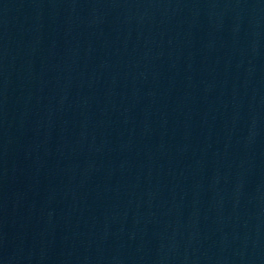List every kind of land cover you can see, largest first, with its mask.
<instances>
[{"label": "water", "instance_id": "1", "mask_svg": "<svg viewBox=\"0 0 264 264\" xmlns=\"http://www.w3.org/2000/svg\"><path fill=\"white\" fill-rule=\"evenodd\" d=\"M0 264H264V0H0Z\"/></svg>", "mask_w": 264, "mask_h": 264}]
</instances>
